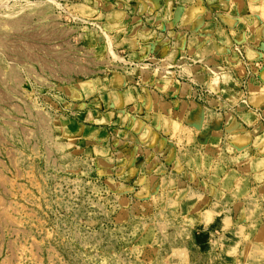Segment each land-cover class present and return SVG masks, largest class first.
<instances>
[{"label":"rangeland","instance_id":"1","mask_svg":"<svg viewBox=\"0 0 264 264\" xmlns=\"http://www.w3.org/2000/svg\"><path fill=\"white\" fill-rule=\"evenodd\" d=\"M148 5L0 0V264H264L210 251L199 225L140 195L130 110L103 100L116 74L162 71L127 43ZM232 50L246 96L260 62Z\"/></svg>","mask_w":264,"mask_h":264},{"label":"crops","instance_id":"2","mask_svg":"<svg viewBox=\"0 0 264 264\" xmlns=\"http://www.w3.org/2000/svg\"><path fill=\"white\" fill-rule=\"evenodd\" d=\"M158 2L127 43L162 71L116 74L103 100L112 114L130 110L140 195L199 225L210 251L264 262V0ZM234 44L260 62L246 96Z\"/></svg>","mask_w":264,"mask_h":264}]
</instances>
